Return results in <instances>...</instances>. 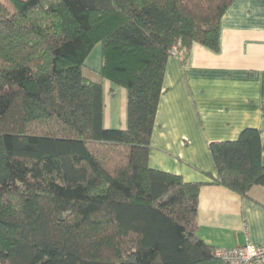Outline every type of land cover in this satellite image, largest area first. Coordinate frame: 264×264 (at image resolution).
<instances>
[{
    "label": "trees",
    "instance_id": "16d2710c",
    "mask_svg": "<svg viewBox=\"0 0 264 264\" xmlns=\"http://www.w3.org/2000/svg\"><path fill=\"white\" fill-rule=\"evenodd\" d=\"M232 0H0V264H227L196 234L202 182L148 166L165 64L219 49ZM126 90L102 124L101 82ZM211 183L264 186L254 127L210 142Z\"/></svg>",
    "mask_w": 264,
    "mask_h": 264
},
{
    "label": "crops",
    "instance_id": "0c3cea01",
    "mask_svg": "<svg viewBox=\"0 0 264 264\" xmlns=\"http://www.w3.org/2000/svg\"><path fill=\"white\" fill-rule=\"evenodd\" d=\"M97 82L104 96L110 81ZM124 102L117 120L112 106L105 113L103 101L104 127L126 126V93ZM245 127L258 130L264 165V0L230 2L220 20L218 51L193 43L184 63L168 57L150 136V168L203 183L196 234L213 248L264 243V186L241 196L211 183L216 172L208 144L236 139Z\"/></svg>",
    "mask_w": 264,
    "mask_h": 264
},
{
    "label": "rangeland",
    "instance_id": "374dc122",
    "mask_svg": "<svg viewBox=\"0 0 264 264\" xmlns=\"http://www.w3.org/2000/svg\"><path fill=\"white\" fill-rule=\"evenodd\" d=\"M100 43H97L92 50L90 51L89 55L87 56L85 63H84V67L82 68V72L86 77H90L93 78V80L99 81L100 78L98 75H94V73H96V70L99 69L100 65H101V55H100ZM108 84H105V89H104V103H105V113H107L108 111H112L113 110V116H115L117 118V120L120 119V105L124 106L125 108V93L126 90L116 84H113L111 82H105ZM107 85H110V87H112V93H108V87ZM112 106V110H109V107ZM125 112V111H124ZM105 125H107V123L105 122ZM110 126H115V125H110ZM118 126V125H117Z\"/></svg>",
    "mask_w": 264,
    "mask_h": 264
},
{
    "label": "built area",
    "instance_id": "2783aa9c",
    "mask_svg": "<svg viewBox=\"0 0 264 264\" xmlns=\"http://www.w3.org/2000/svg\"><path fill=\"white\" fill-rule=\"evenodd\" d=\"M172 54L177 55L173 47ZM213 254L227 264H264V243H245L232 248H214Z\"/></svg>",
    "mask_w": 264,
    "mask_h": 264
}]
</instances>
